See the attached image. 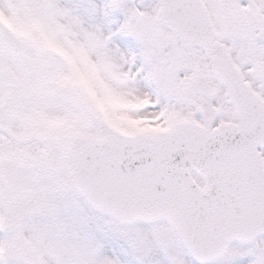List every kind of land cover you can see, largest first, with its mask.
Segmentation results:
<instances>
[{
	"label": "snow or ice",
	"instance_id": "1",
	"mask_svg": "<svg viewBox=\"0 0 264 264\" xmlns=\"http://www.w3.org/2000/svg\"><path fill=\"white\" fill-rule=\"evenodd\" d=\"M0 264H264V0H0Z\"/></svg>",
	"mask_w": 264,
	"mask_h": 264
}]
</instances>
